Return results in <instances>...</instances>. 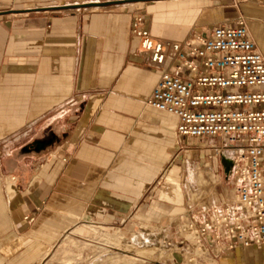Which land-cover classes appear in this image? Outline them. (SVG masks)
Segmentation results:
<instances>
[{
	"label": "crops",
	"instance_id": "crops-1",
	"mask_svg": "<svg viewBox=\"0 0 264 264\" xmlns=\"http://www.w3.org/2000/svg\"><path fill=\"white\" fill-rule=\"evenodd\" d=\"M137 18L167 41L244 18L264 56V0H0L3 257L24 264L80 223L144 216L160 181L214 153L219 139L182 138L175 115L148 105L160 70L138 55ZM74 255L99 264L95 250ZM197 264H264V245Z\"/></svg>",
	"mask_w": 264,
	"mask_h": 264
},
{
	"label": "built area",
	"instance_id": "built-area-1",
	"mask_svg": "<svg viewBox=\"0 0 264 264\" xmlns=\"http://www.w3.org/2000/svg\"><path fill=\"white\" fill-rule=\"evenodd\" d=\"M132 34L141 60L160 70L148 105L175 115L182 138L219 139L215 157L231 167L232 203L191 207L176 222L179 262L202 263L211 249L220 255L264 245V56L245 19L167 41L155 40L137 18Z\"/></svg>",
	"mask_w": 264,
	"mask_h": 264
},
{
	"label": "rangeland",
	"instance_id": "rangeland-1",
	"mask_svg": "<svg viewBox=\"0 0 264 264\" xmlns=\"http://www.w3.org/2000/svg\"><path fill=\"white\" fill-rule=\"evenodd\" d=\"M204 158L205 164L191 162L188 172L160 181L156 188L159 204L152 211H143L144 216L134 213L127 222L112 226L80 223L56 245L41 248L40 255L24 264H76L74 254L91 250L98 252L99 264L176 263L179 255L174 252L180 236L176 222L191 207L211 209L235 199L233 184L215 153ZM3 252L0 246V264L22 261L23 253L11 259L3 257Z\"/></svg>",
	"mask_w": 264,
	"mask_h": 264
},
{
	"label": "water",
	"instance_id": "water-1",
	"mask_svg": "<svg viewBox=\"0 0 264 264\" xmlns=\"http://www.w3.org/2000/svg\"><path fill=\"white\" fill-rule=\"evenodd\" d=\"M222 164H223L224 168H226V174L228 175L230 172V168H231L229 163L226 160H223Z\"/></svg>",
	"mask_w": 264,
	"mask_h": 264
}]
</instances>
